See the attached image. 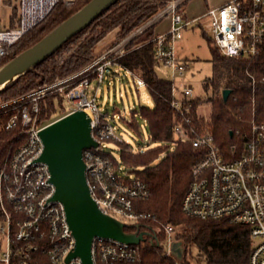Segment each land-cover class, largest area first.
Returning <instances> with one entry per match:
<instances>
[{
	"label": "built area",
	"instance_id": "built-area-1",
	"mask_svg": "<svg viewBox=\"0 0 264 264\" xmlns=\"http://www.w3.org/2000/svg\"><path fill=\"white\" fill-rule=\"evenodd\" d=\"M18 1L17 23L0 27V59L58 0ZM63 1L68 4L73 0ZM182 1L167 0L166 7L156 13V19L170 13V26L151 39L155 60L168 67L172 77L185 69V63L176 54L175 43L182 29L195 21L184 17L180 9ZM203 15L210 18L211 45L221 54L249 57L260 54L264 46V0H227L208 8ZM129 37L108 47L75 73L39 83L10 102H20L19 114H12L4 127L9 128L19 115L23 141L9 152L0 166V246L4 247L0 249V264H82L79 257L65 259L75 239L62 203L52 199L55 188L49 180L48 166L38 160L43 149L39 130L77 109L89 116L90 133L97 142L96 146L82 150V159L90 194L100 210L123 222L154 219L152 213L135 209L136 200L149 196L147 185L123 166L117 167L107 155L106 143L121 142L122 138L113 117L108 116L98 101L105 73L115 58L127 51L124 46ZM126 72L133 76L137 88L145 87L140 73ZM250 77L254 82V77ZM51 93L66 101V110L40 122L38 100ZM194 98L189 85L177 84L172 78L169 103L176 113L172 127L175 138L190 140L194 148L203 150V157L192 166V177L182 197L181 209L190 217L222 218L248 228L251 247L245 261L210 264H264V120L235 115L249 127L235 131L241 144L232 146L231 152L237 151V155L227 158L210 132H195L191 125ZM226 109L233 114L230 107ZM163 233L165 255L172 256L173 241L181 240L185 247L181 237L184 229L179 223L165 224ZM137 253L138 244L102 236H94L92 240L91 255L95 264L133 262Z\"/></svg>",
	"mask_w": 264,
	"mask_h": 264
},
{
	"label": "trees",
	"instance_id": "trees-1",
	"mask_svg": "<svg viewBox=\"0 0 264 264\" xmlns=\"http://www.w3.org/2000/svg\"><path fill=\"white\" fill-rule=\"evenodd\" d=\"M87 1L73 0L66 4L63 0H58L41 21L24 32L12 45L11 51L0 59V66L33 44ZM5 2L11 4L12 0ZM165 3V0H118L53 54L1 90L0 101L4 103L0 106V166L9 152L23 141V135L19 132V115L9 128L4 127L12 114H19L20 102L10 103L12 100L32 90L37 80L41 83L51 82L80 70L97 56L94 51L96 44L110 30L117 28L116 40L124 38L164 8ZM17 16L18 5L15 4L12 8V26L17 23ZM152 27L153 23L135 32L126 44L127 51L115 58L105 73V77L107 74L114 76L120 70L140 73L152 100L151 105L139 104L138 108L130 111L128 119H122L127 128L139 137L142 135L141 125L145 126L147 145L134 150L130 143L122 140L116 142L117 155L111 149L107 152L117 167L123 166L129 174L147 185L149 196L136 200L135 209L154 215V219L126 223V231H134L136 224H139V230L145 229L149 233L138 243L135 261L119 264H191L186 256V247L180 261L164 254L163 226L167 223H185L189 226L190 233L185 234L183 239L186 245L189 242L195 244L207 264L245 261L251 247L246 226L222 218L190 217L181 209L182 197L192 177V166L203 157V150L194 148L190 140L175 138L172 127L176 113L169 103L172 79L159 76L156 71L161 63L154 58ZM209 40L211 43L212 39ZM62 49L69 52L64 56L61 54ZM211 62L213 75L203 80L205 90L211 87L214 93L208 98L209 114L206 118L198 116L196 107L202 99L195 97L190 111L191 125L195 132H210L221 153L231 158L237 155V151L234 154L231 152L232 146L241 144L235 131L249 127L235 115L244 119L254 116L257 120H264V46L257 57H249L226 56L211 45ZM250 75L254 77V82ZM120 79H126L125 75ZM221 88L231 89L226 102L219 94L215 95ZM56 98L60 101L58 111L55 108ZM61 101L54 93L40 98L39 121L44 122L61 115L66 110ZM227 107L232 109L233 114L227 111ZM229 131H232V135Z\"/></svg>",
	"mask_w": 264,
	"mask_h": 264
},
{
	"label": "water",
	"instance_id": "water-1",
	"mask_svg": "<svg viewBox=\"0 0 264 264\" xmlns=\"http://www.w3.org/2000/svg\"><path fill=\"white\" fill-rule=\"evenodd\" d=\"M118 0H88L71 15L60 21L37 41L26 47L0 66V91L19 76L31 70L59 49L69 38L87 27L102 12ZM152 16L139 29L156 20ZM221 98L227 101L230 88H221ZM89 116L82 109L68 112L39 130L43 149L38 160L45 162L54 185L52 199L62 203L69 228L75 239L74 247L66 255V261L79 257L82 264H95L91 245L94 236L117 239L138 244L148 230L126 231V223L100 210L92 198L85 177L82 150L96 146L90 133ZM232 135V131H229ZM184 245L181 240L171 244V255L182 260Z\"/></svg>",
	"mask_w": 264,
	"mask_h": 264
},
{
	"label": "rangeland",
	"instance_id": "rangeland-1",
	"mask_svg": "<svg viewBox=\"0 0 264 264\" xmlns=\"http://www.w3.org/2000/svg\"><path fill=\"white\" fill-rule=\"evenodd\" d=\"M166 1L167 0H165V2ZM218 1L220 0H183L180 7L186 13L198 15L205 9L207 4L212 5ZM18 2V0H12L11 4L5 1L0 3V27L7 28L12 26V8L15 4L18 5ZM165 4L167 5V2ZM169 22L170 13L160 16L153 23V32L166 30ZM137 30L138 29L128 36L131 37ZM116 32L117 28H114L99 40L101 44L97 43L94 50L96 55L122 39L116 40ZM211 35L210 18L207 15H202L198 20L188 24L182 29V35L175 43L176 54L185 63L183 72L181 74H175V76L172 77L169 68L163 64H160L156 68L159 76L173 78L175 83L186 84L192 88V95L202 99L197 105L196 111L198 116H203V118H206L209 114L210 103L208 98L214 94L211 87L205 90L203 85V80L213 75L211 43L209 40ZM126 44L124 46L125 48ZM68 52L69 50H61V54L64 56ZM124 75L126 79L121 80L120 77H124ZM133 81V76L123 70H120L119 73L114 76L107 74L105 80L100 85L98 101L101 107L107 111L108 116L113 117L117 132L120 134L122 140L130 143L134 150H138L144 148L148 143V135L145 126L141 125L140 131L142 135L139 137L135 132L127 128L122 119H128L130 111L138 108L139 104L151 105L152 100L145 87L137 88ZM39 83L41 82L37 80L36 85ZM218 94L220 95V91L215 93L217 96ZM2 103L4 102L0 101V106H3ZM61 103L66 106L65 100H62ZM55 108L57 111L60 109V101L57 98L55 99ZM106 144L108 146L107 150L111 149L112 153L117 155L118 143L108 141ZM125 222L134 223L133 220H125ZM179 224L184 229L185 234L190 233L188 225L185 223ZM184 233L181 236L182 239L185 235ZM184 243L187 249L186 256L190 263L205 264V257L203 254L199 253L195 244L189 242L186 245L185 241ZM3 248V244H1L0 249L3 250Z\"/></svg>",
	"mask_w": 264,
	"mask_h": 264
},
{
	"label": "crops",
	"instance_id": "crops-1",
	"mask_svg": "<svg viewBox=\"0 0 264 264\" xmlns=\"http://www.w3.org/2000/svg\"><path fill=\"white\" fill-rule=\"evenodd\" d=\"M225 1H227V0H220V1H218V2H216L215 4H212V5H206V7H205V9L200 13V14H196V15H191V14H189V13H186L184 10H182L181 9V7H180V9H181V11H182V13H183V15H184V17L186 18V19H189V20H198L203 14H204V12L208 9V8H210V7H216V6H219V5H221L222 3H224ZM156 21V20H155ZM155 21H153L152 23H154ZM194 22V21H193ZM169 26H170V22H169V25H168V28H169ZM167 28V29H168ZM166 29V30H167ZM165 30H162V31H154L153 33H154V35L155 34H158V33H161V32H164Z\"/></svg>",
	"mask_w": 264,
	"mask_h": 264
}]
</instances>
